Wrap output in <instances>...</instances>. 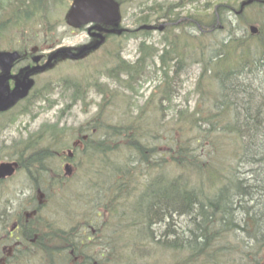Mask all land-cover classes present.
Listing matches in <instances>:
<instances>
[{
    "label": "trees",
    "instance_id": "trees-1",
    "mask_svg": "<svg viewBox=\"0 0 264 264\" xmlns=\"http://www.w3.org/2000/svg\"><path fill=\"white\" fill-rule=\"evenodd\" d=\"M117 1L124 3V0ZM144 1L147 6L150 0ZM192 1L176 0L165 4L155 17L152 5L141 11L148 13L139 18L141 25L151 20L171 22L169 29L166 28L169 33L161 39L162 47L142 40L134 61L117 53L114 64L104 71V76L134 88L145 77L149 62H155L157 57L161 71V99L157 100V106L163 115L164 104H169L171 92L172 97L176 92L177 70L185 62H200L196 90L201 100L206 97L203 101L207 107L199 109L195 105L193 110L178 113L170 122L157 120L153 129L147 126L149 121L144 114L108 125L100 124L96 117L91 123L94 127L86 131L88 136L83 147L75 152L85 164L93 159L100 166L93 179L83 181V189L92 190L101 206L111 211L117 202L115 198H120L119 193L129 190L125 184L144 177L135 186L137 191L138 186L144 184L137 193L142 192L138 198L143 205L142 210H137L142 215L137 220L147 221L149 234L150 225L166 222L158 243L171 251L188 253L187 257H182V264H264V35L249 36V41L222 39L224 42L218 47L213 42L204 45L198 38L213 34L220 25L223 28L221 23L225 17L230 21L233 17L242 18L234 12L242 0H216L208 22L202 21L199 14L192 16L191 12L186 17L181 16V10ZM5 2V8H0V38L12 28L22 33L30 32L33 24H44L53 5H64L67 0ZM254 5L264 8L261 4ZM262 13L261 24L264 23V10ZM190 27L197 35H187L186 29ZM177 29L179 32H175ZM150 34L149 30L134 29L122 36L134 38ZM254 39L256 42L252 43ZM254 69L262 73L255 79L238 73H252ZM209 85L214 86V92L207 91ZM98 92L103 96L104 87ZM71 98L80 101L76 92ZM106 102L108 100L102 97L98 113ZM151 102L152 97L146 104ZM171 130L175 136L173 142H169L171 150L161 152L159 132L168 138ZM179 131L182 139L177 134ZM63 132L64 128L57 124L40 128L32 138L20 143L14 155L19 170H24L29 182L33 183L35 196L19 214L16 211L10 217L0 214V264H102L91 263L96 255L88 253L90 248L101 245L95 236L101 230L95 229L92 234L86 229L92 227L91 221L87 220L86 225L78 229H66L46 217L54 213L50 210L54 206L44 210L51 188L65 179L59 174L53 177L48 174L49 160L57 156L54 148L60 146ZM86 132L82 131L81 136ZM43 140L45 144L39 146ZM241 167L246 174L243 178L239 177ZM40 194L43 201L35 198ZM175 216L189 217L192 230L187 237H181L172 228ZM15 221L18 227L12 229ZM79 232L82 233L80 241L76 238ZM88 241L92 244H87ZM4 245L9 250H4ZM105 246L108 256L115 257L113 263L127 264L138 257L131 245L124 253L117 243L109 241ZM117 250L119 254L115 255Z\"/></svg>",
    "mask_w": 264,
    "mask_h": 264
},
{
    "label": "rangeland",
    "instance_id": "rangeland-1",
    "mask_svg": "<svg viewBox=\"0 0 264 264\" xmlns=\"http://www.w3.org/2000/svg\"><path fill=\"white\" fill-rule=\"evenodd\" d=\"M5 1L0 0V8H5ZM215 1L193 0L181 10V16L186 17L188 12H191L193 13L192 16L199 14L202 21L208 22L213 13ZM174 2L176 0H150L147 6H154L155 17L165 4ZM70 3L71 0H67L64 5H53L46 15L44 24L39 22L36 25L33 24L34 29L30 32L27 30L22 33L17 28L6 31L0 38V50L18 49L28 53L34 48H41L45 51L50 48L74 50L86 45L89 42L86 27L72 26L66 20ZM144 3V0H124V3L121 4L122 28L134 30L141 25L139 18L148 15L146 12L141 13L143 10H148ZM261 10L258 6L248 7L242 18L233 17V20L230 21L228 17H225L221 23L222 29L217 27L219 29L216 32L207 37L201 36L198 40L204 45L213 42L215 47H218L220 42H224L222 39L229 41L234 38L249 41L251 40L248 33L249 26L251 24L262 26L261 16L263 13ZM154 22L151 20L149 24ZM169 31L166 29L164 31H152L148 36L138 35L134 38L111 37L102 47L83 57L58 59L53 66L36 77L35 88L27 100L9 112L0 115V162L14 161V155L19 150L20 143L22 144L27 139L32 138L40 128L45 129L47 125L57 124L59 128H64L61 144L54 148L58 152H63L72 148V143L78 139L82 131L90 130L94 124L91 123L96 117H98L100 124L108 125L122 123L129 117L144 114L149 121L147 126L149 129H153L157 120L164 122L169 120L170 122L177 118L178 113L185 112L187 109L193 110L195 105L199 106V109L202 106L206 108L207 105L203 101L206 97L201 100L198 90H196L201 69L200 62H185L177 70L178 78L175 79L174 85L176 92L174 97H172L171 92V102L164 104L165 113L163 115L159 113L157 106V100L161 99L159 84L161 71L157 57H155V62H149L145 77L134 88L126 87L124 83L118 84L104 76V71L114 64L117 53H120L124 59L134 61L138 57V45L142 40H147V44L154 43L155 46L161 48V39ZM186 31L188 32L187 35H197L192 27ZM175 32H179V30L177 29ZM251 42H256V39ZM248 66L252 68L251 65ZM256 71L257 69H254L252 73L245 71L243 75H251V78L254 77L255 79L256 75L262 74L256 73ZM234 80L240 81L238 78ZM122 82L124 81L122 80ZM87 83L88 87L86 86ZM101 87H104L103 96L98 92ZM208 90L212 93L215 88L213 85H209ZM73 92H76V95L80 97V101L72 100ZM102 97L108 102L104 104L102 112L98 113V104ZM150 97H152V102L146 104ZM86 124H89L90 127L85 128ZM171 133L167 138L165 133L159 132L161 139L159 150L161 152L167 153L171 150L172 145L170 146L169 142H173L172 139L175 138L172 130ZM177 134L182 139L180 131ZM193 143L195 142L193 141ZM44 144L43 140L39 146ZM85 156L82 154V157L86 158L87 156ZM65 160L62 156H55L49 160L50 171L48 174L52 177L59 174L65 179L51 188L52 193L44 210L54 206L50 209L54 211L53 215H46V217L53 220L51 222L60 228L78 229V226L84 227L85 222L89 220L92 225L89 231L92 230V234H95V229L101 230L95 235L96 242L101 243V245L90 248L88 252L90 255H96L91 263L118 264L112 261L115 257L110 258L107 254L108 247L105 245L111 241L117 243L118 249L123 253L127 252L128 245H131L136 251L138 257L127 264H182V257H187L188 253L171 251L170 248L158 243V239L162 238L160 233L166 228L165 223L150 225L151 235L146 231L148 229L147 221L142 219V222H138L137 220L138 217L142 216L137 210H142L143 206L138 198L142 192L138 195L137 193L140 189L142 190L144 184L139 185L137 191L135 186L144 177L136 178L135 183L125 184L129 190L123 191L124 195L118 192L120 198H115L117 202L112 205L111 211H108L101 206L100 199L93 195V191H88L86 187L83 189L84 186L82 185L83 181L93 179L100 166L96 165L93 159L85 164L83 159H78L77 154L70 160L72 165L70 171L66 172L63 167ZM244 175H246L245 169L241 167L239 177L243 178ZM196 179L197 176L194 175V180ZM0 186V214L3 216H13L12 212L14 211L19 214L24 208L23 206L34 200L31 198L35 196L32 191L33 183L29 182L24 170H19L9 180L0 182ZM35 198L41 201L43 197L40 194ZM100 212L101 214H99ZM174 218L171 222L172 228L181 237H187L188 230L183 231V229L187 227L189 217L175 216ZM5 221L7 220L5 219ZM175 223H178L179 226ZM120 239L122 242H119ZM87 244H92V242H87ZM7 245L3 246L4 250H9ZM118 254V250L115 251V255ZM30 262L37 261L31 260ZM186 264L189 263L186 262Z\"/></svg>",
    "mask_w": 264,
    "mask_h": 264
},
{
    "label": "water",
    "instance_id": "water-1",
    "mask_svg": "<svg viewBox=\"0 0 264 264\" xmlns=\"http://www.w3.org/2000/svg\"><path fill=\"white\" fill-rule=\"evenodd\" d=\"M253 0H246L241 4V9L243 6L252 3ZM121 19L120 15V6L116 0H72L70 9L67 13V21L74 26L88 25L91 23H96V25L92 26L90 30L95 29L101 31L102 28L97 24L100 23H112L117 25ZM163 25H159V30L163 29ZM144 29H154L152 25H144L142 26ZM252 32H255V27L250 28ZM110 32L122 33V29H111L108 30ZM96 34V33H95ZM97 35H100L97 32ZM103 41V37L101 36V40L93 45L91 48L96 47ZM87 50V49H86ZM81 50L79 54L83 53ZM58 53V51L56 52ZM50 57L49 61L54 57ZM18 57V53L16 51H5L0 52V71L7 70L10 67V64ZM49 63V62H48ZM47 63V65H48ZM44 67H33L29 69L26 74L36 70L43 69ZM2 77L0 75V112H4L10 107H12L20 98H23L27 95V91L29 90L32 81L30 84L28 83L27 89H21L19 85L15 86L9 95L6 94L7 87L2 85ZM71 156V154H70ZM18 167V163L14 162H1L0 163V179H5L6 177H10L14 174L16 168ZM67 168V167H66Z\"/></svg>",
    "mask_w": 264,
    "mask_h": 264
},
{
    "label": "flooded vegetation",
    "instance_id": "flooded-vegetation-1",
    "mask_svg": "<svg viewBox=\"0 0 264 264\" xmlns=\"http://www.w3.org/2000/svg\"><path fill=\"white\" fill-rule=\"evenodd\" d=\"M103 25L106 27L109 26L108 24H103ZM102 34L107 35V33L104 31L102 32ZM106 37L104 36V39H105L104 44L107 41ZM99 38H100L99 36L90 32L89 42L87 44H93L97 40H99ZM51 54H52L51 50L45 51V50H41V49L37 51L36 55H33L32 53L26 54V55L24 54L22 56H19L18 59H16L11 64L10 68L0 72V75H3L2 85L4 87H7L6 94L9 95L11 90L17 85H19L21 89L26 90L28 83L30 84V81H32L31 86H30L29 90L27 91V95L25 96V98L28 99L30 97L31 93L33 92L34 88H35L36 77L38 75L42 74V72H44L47 68L53 66L55 64V62L60 57V55H56L48 63V60H49ZM70 55H73V54H70ZM71 57L77 58L76 56H71ZM47 63H48V65H47ZM35 66L36 67H44V69H36V70L30 72L29 74H26L30 68L35 67ZM20 103H21V100H18V102L16 103V106H18ZM76 147H80L79 144L77 146H74V148L72 149L73 152H75L77 150ZM66 162H64V163H66ZM16 222L17 221H15L12 229H17L18 226L15 225Z\"/></svg>",
    "mask_w": 264,
    "mask_h": 264
},
{
    "label": "bare ground",
    "instance_id": "bare-ground-1",
    "mask_svg": "<svg viewBox=\"0 0 264 264\" xmlns=\"http://www.w3.org/2000/svg\"><path fill=\"white\" fill-rule=\"evenodd\" d=\"M162 7V6H161ZM161 9H164V7L163 8H161ZM160 24L161 25H163L164 27H166V28H168V27H170L171 26V22L170 21H168V20H165V19H163V20H161L160 21ZM238 73H244V71H240V72H238ZM245 98V97H244ZM243 98V99H244ZM90 127V125L89 124H86V126H85V128H89ZM94 126H92L91 128H93ZM90 128V129H91ZM178 217H181V216H178ZM190 219H192V218H190ZM165 224H167L166 222H165ZM175 224H177L178 226H179V224L178 223H175ZM166 229V228H165ZM185 230H192V226H191V222L189 221L188 222V224H187V227L185 228V229H183V231H185Z\"/></svg>",
    "mask_w": 264,
    "mask_h": 264
}]
</instances>
